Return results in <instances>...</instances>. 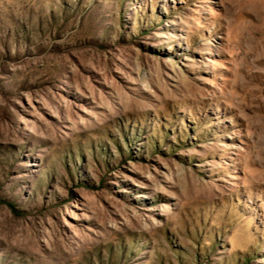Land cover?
<instances>
[{"label": "rangeland", "instance_id": "374dc122", "mask_svg": "<svg viewBox=\"0 0 264 264\" xmlns=\"http://www.w3.org/2000/svg\"><path fill=\"white\" fill-rule=\"evenodd\" d=\"M0 264H264V0H0Z\"/></svg>", "mask_w": 264, "mask_h": 264}]
</instances>
